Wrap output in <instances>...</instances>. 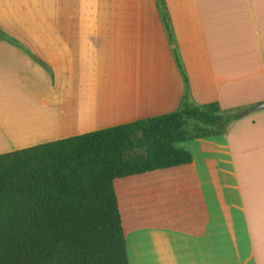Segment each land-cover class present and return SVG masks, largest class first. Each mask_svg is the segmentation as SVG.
<instances>
[{
  "label": "crops",
  "instance_id": "1",
  "mask_svg": "<svg viewBox=\"0 0 264 264\" xmlns=\"http://www.w3.org/2000/svg\"><path fill=\"white\" fill-rule=\"evenodd\" d=\"M166 4L194 101L263 103L264 0ZM0 31L20 44L0 38V154L180 105L184 82L156 0H0ZM176 145L193 155L206 233L132 230L130 264H264V109L226 136Z\"/></svg>",
  "mask_w": 264,
  "mask_h": 264
},
{
  "label": "trees",
  "instance_id": "2",
  "mask_svg": "<svg viewBox=\"0 0 264 264\" xmlns=\"http://www.w3.org/2000/svg\"><path fill=\"white\" fill-rule=\"evenodd\" d=\"M156 2L184 82L179 107L0 154V264H130L132 230L206 233L193 155L176 144L227 135L242 111L194 101L166 0Z\"/></svg>",
  "mask_w": 264,
  "mask_h": 264
},
{
  "label": "water",
  "instance_id": "3",
  "mask_svg": "<svg viewBox=\"0 0 264 264\" xmlns=\"http://www.w3.org/2000/svg\"><path fill=\"white\" fill-rule=\"evenodd\" d=\"M262 109H264V102H263V103H260V104H258V105H256V106H254V107H252V108L247 109L246 111H244V112L242 113V116H247V115H249V114H252V113H254V112L260 111V110H262Z\"/></svg>",
  "mask_w": 264,
  "mask_h": 264
},
{
  "label": "rangeland",
  "instance_id": "4",
  "mask_svg": "<svg viewBox=\"0 0 264 264\" xmlns=\"http://www.w3.org/2000/svg\"><path fill=\"white\" fill-rule=\"evenodd\" d=\"M112 85H115V84H112ZM118 84H116V86H117ZM240 111H246L245 110V108H242V109H240ZM242 115V114H241ZM224 136H226V135H224Z\"/></svg>",
  "mask_w": 264,
  "mask_h": 264
},
{
  "label": "bare ground",
  "instance_id": "5",
  "mask_svg": "<svg viewBox=\"0 0 264 264\" xmlns=\"http://www.w3.org/2000/svg\"><path fill=\"white\" fill-rule=\"evenodd\" d=\"M62 116L68 117L69 115L67 113H63ZM47 120V119H46Z\"/></svg>",
  "mask_w": 264,
  "mask_h": 264
}]
</instances>
